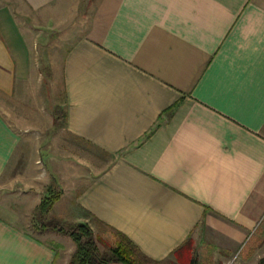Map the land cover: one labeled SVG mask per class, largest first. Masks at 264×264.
<instances>
[{"label":"crops","instance_id":"1","mask_svg":"<svg viewBox=\"0 0 264 264\" xmlns=\"http://www.w3.org/2000/svg\"><path fill=\"white\" fill-rule=\"evenodd\" d=\"M20 1L37 13L60 0ZM30 34L0 2V185L9 188L0 198V264L57 262L54 245L65 236L17 225L32 219L51 182L61 191L51 217L91 220L152 261L223 264L242 254L264 224V0H99L61 64L60 130L55 107L49 125L24 112L38 81ZM42 123L109 165L92 177L64 159V174L50 175L42 194L35 174L9 176L28 126L40 134ZM200 241L206 249L196 253Z\"/></svg>","mask_w":264,"mask_h":264},{"label":"rangeland","instance_id":"2","mask_svg":"<svg viewBox=\"0 0 264 264\" xmlns=\"http://www.w3.org/2000/svg\"><path fill=\"white\" fill-rule=\"evenodd\" d=\"M98 1L60 0L58 4L50 7L46 11L33 13L26 9L20 0H0V2L8 4L11 10H13L19 25H21L25 32L29 31L34 40L30 56L33 65L36 67L35 71L38 81L27 93V101L24 104V112L26 115L32 116V111L34 113H41L48 123L54 107L57 105L62 107L63 90L59 77L63 58L69 48L87 32ZM28 119H31V117H28ZM42 126L44 130L40 134L34 133L33 130H30L31 126H28L29 134L31 135L28 138L30 141L28 143L25 142V150L21 159L17 162L16 166H14V162L8 172L9 176H31L35 174L34 179L38 183L34 182L35 184L32 186L28 182L29 187L28 185L22 186L17 184L13 187L14 189L18 187L26 190L32 186L35 192L39 194L44 193L50 175L53 176V173L59 176L64 174L62 167L59 166V163L64 161V159L71 160L74 165H79L83 172L89 173L92 177L104 171L109 165L110 158L105 155L85 147L77 140H68L63 132H55L51 129L47 130L46 124L42 123ZM37 151L41 159H36L37 163L33 167L32 164L34 163H32V160L35 155H38ZM8 192L9 188L6 186L5 181H3L0 185V198H7L9 196L7 195ZM89 222L91 223L92 221L89 220ZM90 223H87V225L93 229L95 236L102 243L99 246L100 250L112 246V239L115 238V233L93 222L92 224ZM17 225L23 227L25 231L35 236H40L41 233H47L41 231L38 224L32 219L22 222L19 221ZM64 239L65 242L60 243V245H54L57 251V257H59L55 264H69L70 258L75 250L70 238L65 236ZM203 242L200 241L195 247L196 253L206 249L204 246L205 243ZM259 242H262L263 245L257 246ZM247 245L242 254L238 252L228 261L222 260L216 254L214 258L221 259L225 264H260L264 259V224L261 230ZM251 248H254L255 251L253 255L246 259V253ZM166 264H173V262L169 260Z\"/></svg>","mask_w":264,"mask_h":264},{"label":"trees","instance_id":"3","mask_svg":"<svg viewBox=\"0 0 264 264\" xmlns=\"http://www.w3.org/2000/svg\"><path fill=\"white\" fill-rule=\"evenodd\" d=\"M65 126V110L57 105L53 111V127L56 130H60L65 128ZM60 196L61 191L54 182H51L47 188V196L41 200L33 214L32 220H35V223L38 224L43 232L57 233L70 238L75 250L69 264H166L169 261L155 262L146 258L127 238L106 227V229L115 233V238L112 239V246L100 250L99 246L102 243L87 224L64 223L51 217L52 208ZM186 246L187 248L190 246V240L183 245V247ZM173 264L200 263L195 257L187 256L184 259L173 262ZM260 264H264V259Z\"/></svg>","mask_w":264,"mask_h":264}]
</instances>
